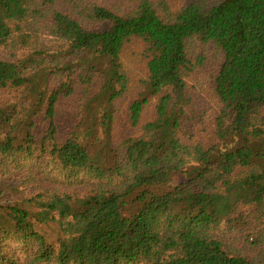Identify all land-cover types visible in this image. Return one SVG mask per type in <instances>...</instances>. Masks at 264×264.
I'll use <instances>...</instances> for the list:
<instances>
[{
	"label": "trees",
	"instance_id": "obj_1",
	"mask_svg": "<svg viewBox=\"0 0 264 264\" xmlns=\"http://www.w3.org/2000/svg\"><path fill=\"white\" fill-rule=\"evenodd\" d=\"M0 264H264V0H0Z\"/></svg>",
	"mask_w": 264,
	"mask_h": 264
},
{
	"label": "rangeland",
	"instance_id": "obj_2",
	"mask_svg": "<svg viewBox=\"0 0 264 264\" xmlns=\"http://www.w3.org/2000/svg\"><path fill=\"white\" fill-rule=\"evenodd\" d=\"M200 82H201V79H200ZM204 81H202V84H203ZM189 91L191 93V98L198 101L199 98H202L204 99V102L207 100L205 98V96L207 95L205 93V91L202 89L201 87V83L199 85L197 84H194V85H191V87L189 88Z\"/></svg>",
	"mask_w": 264,
	"mask_h": 264
}]
</instances>
